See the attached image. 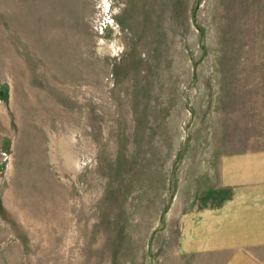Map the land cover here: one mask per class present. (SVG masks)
I'll return each instance as SVG.
<instances>
[{
    "label": "rangeland",
    "instance_id": "obj_1",
    "mask_svg": "<svg viewBox=\"0 0 264 264\" xmlns=\"http://www.w3.org/2000/svg\"><path fill=\"white\" fill-rule=\"evenodd\" d=\"M258 137L264 0H0V264H208L181 214Z\"/></svg>",
    "mask_w": 264,
    "mask_h": 264
},
{
    "label": "crops",
    "instance_id": "obj_2",
    "mask_svg": "<svg viewBox=\"0 0 264 264\" xmlns=\"http://www.w3.org/2000/svg\"><path fill=\"white\" fill-rule=\"evenodd\" d=\"M249 142L218 157L209 200L182 212L180 253L208 264H264V137Z\"/></svg>",
    "mask_w": 264,
    "mask_h": 264
}]
</instances>
